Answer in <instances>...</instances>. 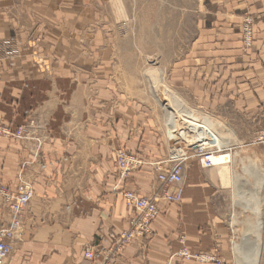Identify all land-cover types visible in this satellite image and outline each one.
Instances as JSON below:
<instances>
[{
	"label": "crops",
	"instance_id": "obj_1",
	"mask_svg": "<svg viewBox=\"0 0 264 264\" xmlns=\"http://www.w3.org/2000/svg\"><path fill=\"white\" fill-rule=\"evenodd\" d=\"M242 1L214 0L207 17L214 25L199 32L188 65H174L173 85L221 120L224 134L231 129L248 139L264 130V0H247L260 17L258 43L247 54L232 27L241 22ZM85 6V0H0V44L39 39L40 55L52 61V74L41 75L31 50L23 47L13 67L0 62V121L17 129L30 113L45 141L39 151L31 141L0 137V186L15 192L23 175L34 189L22 239L13 243L7 264H90L88 249L100 253L96 264H104L114 238L130 229L132 211L120 192L126 188L150 197L165 189L149 165L126 183L116 179L120 147L147 162L164 159L168 147L149 110L122 95L123 84L102 81L110 68L95 61L109 53L93 49L92 64L77 62L83 52L70 43L79 40L76 13ZM215 173L192 164L185 171L182 204L161 205L165 212L153 226L151 242L134 243L108 264H212L184 260L182 251L218 252L225 264H235L219 205L220 181L209 178ZM11 221L0 198V227Z\"/></svg>",
	"mask_w": 264,
	"mask_h": 264
},
{
	"label": "rangeland",
	"instance_id": "obj_2",
	"mask_svg": "<svg viewBox=\"0 0 264 264\" xmlns=\"http://www.w3.org/2000/svg\"><path fill=\"white\" fill-rule=\"evenodd\" d=\"M85 1V9L76 13L80 18L78 30L79 40L76 39L77 41H71L70 43L71 49L76 48L80 52H83L81 54L79 53L77 62L83 63L84 61L85 63L92 64L94 58H92L90 52L93 49H97V51L100 50V53L102 54L106 52L109 53L110 56L107 59L104 60L101 55L100 58L95 61L97 63H102V65H107V68H110L111 73H102V81L111 80L115 83L117 82V84H123V86L120 87L122 95H127L134 101L138 100V107H143V110L144 107H146L149 110L150 115H153L158 121L161 133H163L165 137V144L168 147V152L164 159L157 162H147L140 156V154L131 153L125 147L117 149L115 152V176L118 183H126L133 173L141 171L146 165L154 168L159 176L162 172L173 168L176 152H186L190 149L197 151L199 145L215 152L218 149L220 151L225 150V152L218 153V155L224 154L228 157L227 161L221 164V166H227V169L219 172L218 166L212 168L216 170V175H213V177L209 176V178H217L220 181L219 205L230 228L227 243H231L233 250L236 244L239 245L245 243L249 237L250 239H254V231L257 230V228L255 229V226L257 225V222L260 221V239H262V252L260 254L261 264L264 245V144L258 142V138L264 133V130L256 133L248 139H244L243 137L238 138L234 135L235 133L231 129H229L228 134L226 132V134H224V131L226 130H224L221 120L216 119L211 112L204 109L203 106L190 100V96L182 88H177L173 85L174 65H188L190 51L199 32L205 31L206 28L211 29L214 25L211 22V18H207L210 17L209 10L213 8L212 6L215 4L214 0ZM230 1L233 3V0ZM241 2L244 1L241 0ZM244 5V9L242 11L240 10V12H242L240 13L241 22L232 25V27H236L234 30L240 37L239 42L241 43V50L247 54L252 51L258 43V24L260 17L258 13L253 11V7L247 2V0H245ZM10 40L11 39H9V42ZM5 42L8 43L7 41ZM23 47L31 50L32 60L36 65L39 74H52V61L49 58L41 56L39 53V48L41 47V40L39 39H32L26 44H18L17 52H15L16 49H14L15 51L13 50V45L10 43L7 48H9L11 53L6 56H0L1 64L7 63L10 67H13L16 64V61L21 58ZM148 72L158 73L159 77L162 75L161 84L164 87L162 89L164 96L167 95L166 101H171V103H174L176 107L180 108V110H184V115H181L179 119L177 117H175V119L173 118V121L175 122L173 126L174 130L169 126V108L155 97L156 94H154V92H156V87H154L152 81L148 77ZM181 118H184L187 124L180 127L184 121L181 120ZM0 124L9 127L16 133L20 128H29L31 133L30 137H32V139H7L20 142L31 141L37 146L40 145V150L42 149L45 141L42 137L36 134L35 131L38 130V127L30 113H27L25 123L17 127V129H13L12 126L5 125L1 121ZM188 125L193 128L198 125L204 127L205 134H199L204 141L202 145L198 144V140L195 141L196 143H189L178 137L177 132L181 131V129L187 130L189 127ZM227 138L230 140L229 142L226 141ZM37 139H41L42 144H39ZM221 144H223L224 147ZM207 145H209V147ZM120 152H126V154L133 155L141 161V166L130 172L125 179H121L122 176L119 162L121 157V154H119ZM189 157L190 159L186 163L185 171L190 169L192 164H195L202 171L212 170L203 169L201 167V158L197 152H191ZM228 170L230 171L229 173L227 172ZM223 177L225 178L223 179ZM185 182L186 179L184 173V192ZM224 183L225 185H223ZM4 188L7 189L6 187ZM164 188L163 192L158 194L161 197L165 195L167 188ZM126 190V188L122 190L120 195L125 200L127 207L132 211L130 229L114 238L111 248L114 247L119 240H122V237L125 235H131V238H133L129 247L134 243H150L154 237L153 226L165 212L162 211L161 205L165 207L172 205L175 206L181 205L183 202V198L181 203L178 204L168 203L163 198H160L158 204L160 214L152 223L151 231L144 236L138 235L137 237L135 227H133L132 223L137 220L139 212L128 205L123 195ZM254 190H256L258 196H260L256 200L255 205L249 208L240 199L238 194L245 191L244 194H246L247 198H250L252 197ZM7 191L13 194L17 193V191L13 192L9 189H7ZM131 191L142 198H151L154 196L143 197L139 192L135 190ZM1 199L3 200V198ZM3 202L8 207L4 200ZM252 208H256L257 213H255L256 209L254 210ZM21 219L23 224V235V215ZM1 228L2 227H0V229ZM181 242L184 243L183 240H181ZM12 243L16 242L13 241ZM126 251L114 257H111L110 255V258H107L104 264H108L111 258L118 259ZM184 252L187 251H182L179 254L182 259L201 262L198 259H185L183 256ZM235 252L234 249L235 264H243L244 256L236 255ZM188 254L191 255L190 253ZM211 257L215 259L211 262L212 264H225L218 252L211 254ZM85 259L88 261L86 256ZM88 262L91 264V261Z\"/></svg>",
	"mask_w": 264,
	"mask_h": 264
},
{
	"label": "built area",
	"instance_id": "obj_3",
	"mask_svg": "<svg viewBox=\"0 0 264 264\" xmlns=\"http://www.w3.org/2000/svg\"><path fill=\"white\" fill-rule=\"evenodd\" d=\"M0 44V53L2 56L10 54L9 48L7 46L12 43L13 50L16 49L17 52L19 42L16 39H11ZM0 55V56H1ZM29 128H20L19 131L13 132L9 127L3 126L0 124V136L13 139H32L30 137ZM258 142L264 144V133H262ZM39 144L41 139H37ZM41 146L38 145V150L40 151ZM191 152H197L200 156L201 167L203 169H211L214 167L212 163L213 152L209 149H206L203 146H198L197 151L188 150L186 152H176L174 156V166L172 169L161 173L158 176L159 183L166 187V192L163 197L158 194L154 195L151 198H142L131 190H126L124 192V197L130 207L139 212L137 220L133 221V227H135L136 235L144 236L146 233L151 231L152 223L158 218L160 214L158 204L159 199L163 198L168 203H181L183 194H184V173L186 169V163L190 159L189 154ZM225 150L220 151L219 149L216 153H222ZM121 157L119 159L120 169H121V179L128 177L129 173L141 166V161L133 155L126 154V152H120ZM34 197L33 186L27 183L23 179V175L20 176V185L16 194H13L4 187H0V198L8 205L10 212L12 214V221L7 227H2L0 229V264H7L11 253L13 251V241L21 240L22 238V215L24 211L29 206L31 200ZM133 241L131 235L122 237V240H119L114 247L109 250L111 257L121 254L126 251L129 247L130 242ZM100 253H96L93 249H88L85 252V256L88 261H91V264H96L95 260L97 259ZM185 259H198L204 263H211L215 259L211 255H199L191 256L187 252L183 253Z\"/></svg>",
	"mask_w": 264,
	"mask_h": 264
},
{
	"label": "bare ground",
	"instance_id": "obj_4",
	"mask_svg": "<svg viewBox=\"0 0 264 264\" xmlns=\"http://www.w3.org/2000/svg\"><path fill=\"white\" fill-rule=\"evenodd\" d=\"M20 44V43H19ZM148 77L150 78V80L152 81L154 87H156V92H154L155 97L164 105L167 106V108H169L168 114L170 116V128L172 130H174V121L173 118L175 119V117H177L178 119L181 117V115H184V110H180L179 107H176L174 103H171V101H166L167 100V95L164 96L163 94V85L161 84L162 81V75L159 77L158 73L155 72H148ZM159 77V78H158ZM181 120H184V118H181ZM187 122L186 120L183 121V124L180 125L184 126L186 125ZM189 126V125H188ZM207 131V130H206ZM204 127L202 126H196L195 128L189 126L187 128V130L185 129H181V131H178V137L180 139H184L185 141L192 143L197 141L198 144H201L204 142L202 137H200L199 134H205L204 133ZM200 139V140H199ZM196 143V142H195ZM212 143V141H211ZM228 143V142H227ZM223 145V144H221ZM200 146V145H199ZM209 147V145H207ZM211 147V146H210ZM224 147V145H223ZM228 159L227 156L223 155H218V153L213 152V156H212V163L214 165L213 168L218 166V170L219 172L227 169V166H221L222 163L226 162ZM212 169V168H211ZM165 172V171H164ZM228 173L230 172L229 170L227 171ZM163 173V172H162ZM221 174V173H220ZM225 174V173H223ZM227 174V173H226ZM228 175V174H227ZM220 176V175H219ZM229 177V176H228ZM225 177H223L224 179ZM233 178V177H231ZM237 179V178H236ZM229 182V181H228ZM237 182V181H236ZM239 183V182H238ZM235 184V183H234ZM225 185V183L223 184ZM241 185V184H239ZM242 186V185H241ZM237 187V186H236ZM245 191L240 192L238 195L240 197V199L244 202V204H246L249 208L253 207L256 203V200L258 199V194L256 192V190H254L252 197L247 198L246 194H244ZM237 193V192H236ZM263 194V193H262ZM254 196V199H253ZM253 199V200H252ZM252 209H256V208H252ZM255 213H257V209L255 210ZM237 221V220H236ZM239 222V221H238ZM260 222V221H259ZM259 222H257V225L255 226V229L257 228V230H255V236L254 239H250V237L246 240L245 243H241V244H236L233 248V250L235 249V253L236 255H243L244 256V263L243 264H260V254L262 252V247H261V241L262 239H260V226H259ZM240 223V222H239ZM257 231V233H256ZM236 235V234H235ZM249 236V235H248ZM246 237V236H245ZM244 237V238H245ZM243 241V240H242ZM238 257V256H237Z\"/></svg>",
	"mask_w": 264,
	"mask_h": 264
}]
</instances>
